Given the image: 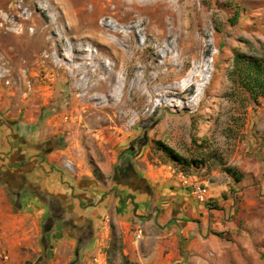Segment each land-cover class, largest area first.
I'll return each instance as SVG.
<instances>
[{
  "label": "rangeland",
  "instance_id": "rangeland-1",
  "mask_svg": "<svg viewBox=\"0 0 264 264\" xmlns=\"http://www.w3.org/2000/svg\"><path fill=\"white\" fill-rule=\"evenodd\" d=\"M236 52L264 58V0H0V68L10 81L0 83V124L56 141L65 189L92 179L109 194L130 148L182 177L153 157L152 140L179 154L193 140L230 150L264 129V99L255 106L233 82ZM239 201L217 215L224 230L209 217V232L220 235L199 240L209 258L195 249L182 257L196 242L184 245L165 230L169 221L148 216L136 239L112 195L105 210L82 212L95 234L76 264H123L125 253L131 264H264V201L244 209ZM43 219L30 231L22 217L19 235L0 225V264L37 262ZM75 248L64 237L41 264H72Z\"/></svg>",
  "mask_w": 264,
  "mask_h": 264
},
{
  "label": "crops",
  "instance_id": "crops-1",
  "mask_svg": "<svg viewBox=\"0 0 264 264\" xmlns=\"http://www.w3.org/2000/svg\"><path fill=\"white\" fill-rule=\"evenodd\" d=\"M256 128L247 139L248 146L230 150L216 149L219 155L225 157L229 166L237 168L244 174V179L239 184H234L219 168H215L203 178L187 177L189 180L185 184L180 176L173 175L167 168L152 167L145 163L142 158L143 149L138 151L137 148H130L125 164L122 166L118 164L114 170L113 191H109L107 195L101 193L103 188L92 179L81 180L76 189H65L68 183L63 174L62 164L55 161V157H61L58 155L59 149L49 154L42 166L33 167L35 171L30 180L31 183L38 184L43 190L53 194L76 192L81 196L80 200H75L77 205L79 206L80 202L82 207L87 206L84 212L96 210L102 205L104 206L101 210H105L109 198L113 195V204L122 213L121 215L118 212L120 220L132 221L137 225V230L148 218H156L159 223L169 221L165 230L173 234L175 239H181L184 245L191 240L196 242L195 246L187 245L188 247L184 248L182 257H185L186 251L190 249H195L201 257H208L209 250L205 246V241L199 243V240L214 242L215 237H219L209 232V217L212 215L216 221L213 223L214 228L219 226L217 231H222L224 227L222 222L217 220V215L223 209L226 214L233 210V201L239 199L237 208L242 209L253 208L258 202L264 201V143L260 144L258 138L264 139V129L257 131ZM0 133L5 137L7 132ZM39 136L38 133L31 136L26 134V139L33 143ZM141 163L144 164L141 166ZM101 167L103 174L107 176L108 164ZM120 178L126 179L129 183L120 182ZM199 186L207 189V200L216 203L221 208L219 211L209 210L196 200L193 191ZM223 195H226V199H223ZM134 205L137 207L135 213ZM43 213L41 205L33 198H25L19 204L10 203L5 197V190L0 186V225L5 234L19 235L23 228L22 217L26 220L25 226L31 227L30 231L38 229ZM198 221H201L202 227L198 226ZM124 255L127 256V253Z\"/></svg>",
  "mask_w": 264,
  "mask_h": 264
},
{
  "label": "flooded vegetation",
  "instance_id": "flooded-vegetation-1",
  "mask_svg": "<svg viewBox=\"0 0 264 264\" xmlns=\"http://www.w3.org/2000/svg\"><path fill=\"white\" fill-rule=\"evenodd\" d=\"M16 126L0 124V132H7L5 137L0 133V186L6 188L16 204L25 198H33L44 211L40 238L43 253L35 264H41L56 242L64 237L76 243L72 262L76 264L79 250L94 238L93 223L82 213L85 211L82 204L79 202L77 205L75 200H80L81 196L76 192L53 194L31 183L30 177L35 171L33 167L44 164L46 157L57 148V142L46 140L31 143L27 141L26 134L16 135ZM120 182L129 183L124 178H120Z\"/></svg>",
  "mask_w": 264,
  "mask_h": 264
},
{
  "label": "trees",
  "instance_id": "trees-1",
  "mask_svg": "<svg viewBox=\"0 0 264 264\" xmlns=\"http://www.w3.org/2000/svg\"><path fill=\"white\" fill-rule=\"evenodd\" d=\"M233 20L236 21L239 13L236 12ZM233 82L258 106L261 99H264V58H255L236 52L234 54L231 71ZM260 139V144L264 139ZM153 157L164 166L170 167L175 173L183 176L205 177L215 168H219L234 184H239L244 179V174L237 168L229 166L225 157L219 155L216 150L208 148L206 142L197 143L192 141L186 154H179L159 140L151 141ZM226 199V195H223ZM204 205L209 210H216L214 202L206 201ZM134 213L137 210L133 206ZM220 237V235L217 234ZM115 245H113L114 247ZM123 264H131L127 256H122Z\"/></svg>",
  "mask_w": 264,
  "mask_h": 264
},
{
  "label": "built area",
  "instance_id": "built-area-1",
  "mask_svg": "<svg viewBox=\"0 0 264 264\" xmlns=\"http://www.w3.org/2000/svg\"><path fill=\"white\" fill-rule=\"evenodd\" d=\"M6 75H7V72L3 70L2 68H0V83L3 84L4 86H8L10 84V81L6 78ZM181 178L183 179L185 184L188 183L189 179L187 177L182 176ZM193 195L195 196L198 202L204 203L207 201L208 192L206 188L199 186L194 189ZM142 234H143V231L142 229L139 228L136 231V239H141ZM94 262L98 264L100 262V258H96Z\"/></svg>",
  "mask_w": 264,
  "mask_h": 264
}]
</instances>
